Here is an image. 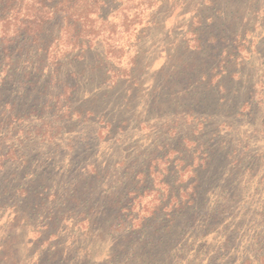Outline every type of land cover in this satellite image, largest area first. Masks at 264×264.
I'll use <instances>...</instances> for the list:
<instances>
[{
    "label": "rangeland",
    "instance_id": "374dc122",
    "mask_svg": "<svg viewBox=\"0 0 264 264\" xmlns=\"http://www.w3.org/2000/svg\"><path fill=\"white\" fill-rule=\"evenodd\" d=\"M43 1L0 39V264H264V0Z\"/></svg>",
    "mask_w": 264,
    "mask_h": 264
},
{
    "label": "trees",
    "instance_id": "16d2710c",
    "mask_svg": "<svg viewBox=\"0 0 264 264\" xmlns=\"http://www.w3.org/2000/svg\"><path fill=\"white\" fill-rule=\"evenodd\" d=\"M0 39L3 44L10 42L11 38L23 37L25 41L37 37V32L41 30L42 26L46 23L47 19H41L38 16H30L32 12L44 11L46 1L37 0H0ZM41 9V10H40ZM3 14H2V13ZM24 13V14H23ZM46 18V17H45ZM32 19V20H31ZM95 21V20H94ZM78 20H74L73 25ZM91 22H93L91 20ZM94 23V22H93ZM76 27V24L74 25ZM15 33L10 36L8 32ZM78 33V29L76 28ZM23 32V33H22ZM34 37V38H33ZM80 35L75 36L76 42H79ZM12 41V40H11ZM219 215L218 213L216 214ZM214 219H217L214 218ZM218 220V219H217Z\"/></svg>",
    "mask_w": 264,
    "mask_h": 264
}]
</instances>
